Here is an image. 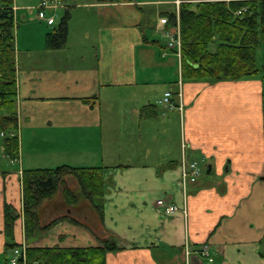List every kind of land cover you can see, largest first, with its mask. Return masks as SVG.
Instances as JSON below:
<instances>
[{"label":"crops","instance_id":"0c3cea01","mask_svg":"<svg viewBox=\"0 0 264 264\" xmlns=\"http://www.w3.org/2000/svg\"><path fill=\"white\" fill-rule=\"evenodd\" d=\"M61 1L43 10L14 0L19 157L0 137V257L6 206L19 213L13 242L25 243L21 172L66 165L103 169L102 216L83 197L61 214L45 201L41 225L62 219L31 245L104 239L120 248L106 264H264V43L257 75L219 82L184 80L166 46L180 4L240 0ZM64 17L66 41L47 49ZM167 91L182 111L158 103ZM183 159L199 163L193 182H183ZM63 186L78 192L70 177ZM159 199L187 215L162 213Z\"/></svg>","mask_w":264,"mask_h":264},{"label":"trees","instance_id":"16d2710c","mask_svg":"<svg viewBox=\"0 0 264 264\" xmlns=\"http://www.w3.org/2000/svg\"><path fill=\"white\" fill-rule=\"evenodd\" d=\"M246 8L237 15L236 12ZM170 23L179 27L181 38V70L184 80L210 82L238 81L257 75L256 48L264 43V0L203 1L182 3L177 16ZM67 37V18L45 37L47 49L63 46ZM216 42V52L209 50ZM17 66L15 44L14 0H0V134L5 153L12 159L19 157V141L13 136L18 130ZM72 177L79 192L64 188V196L71 204L79 197L86 199L102 216V207L95 202L103 196V169L59 166L54 169L23 170L22 216L25 238V259L17 264H106L108 252L120 250L107 240H98L89 247H37L31 245L39 231L50 230L57 219L47 225L40 223L39 209L43 201L51 198L65 178ZM19 213L5 207L4 233L9 239L7 255L21 246L13 242L14 223ZM75 224H79L73 221ZM7 261V259H6Z\"/></svg>","mask_w":264,"mask_h":264},{"label":"built area","instance_id":"2783aa9c","mask_svg":"<svg viewBox=\"0 0 264 264\" xmlns=\"http://www.w3.org/2000/svg\"><path fill=\"white\" fill-rule=\"evenodd\" d=\"M62 5L61 0H40L39 2V9H56ZM246 8H242L241 10L237 11L236 14L240 15L242 12H244ZM166 37L167 40V47L172 49L179 57L181 56V42L179 38V32L174 31V33L167 32L166 31ZM172 93L170 91L165 92L164 96L161 98V100L158 101L160 105H162L166 109H173L177 107L180 111H182V104L179 103V105L175 106L174 103L171 101ZM180 96V94H179ZM16 134H13L15 136ZM0 136H3V134H0ZM181 167V177L184 181H190L193 182L197 179V177L200 174V167L199 163L196 160H192L188 163L182 160V163L180 165ZM157 208L165 214H173V213H181L183 216L187 215V209L186 207H177L172 202H166L162 199H159L156 201ZM202 254L206 255L204 249L201 252ZM208 256V255H206ZM25 259V246L22 245L21 247L15 248L12 250L8 264H17L18 260Z\"/></svg>","mask_w":264,"mask_h":264},{"label":"rangeland","instance_id":"374dc122","mask_svg":"<svg viewBox=\"0 0 264 264\" xmlns=\"http://www.w3.org/2000/svg\"><path fill=\"white\" fill-rule=\"evenodd\" d=\"M38 0H33V2H32V5L35 7L37 4H38ZM18 4H22V5H24V4H27V2H26V0H18ZM57 14H58V18L56 19V24H58L59 23V21H60V19H61V17H62V15H64V9H60L58 12H57ZM16 23H17V21H16ZM172 27V30L173 31H178L179 32V27L177 26H171ZM171 32V33H174V32ZM179 38H180V32H179ZM180 42H181V38H180ZM209 50L211 51V52H216V50H217V43L216 42H214V43H212V44H210V46H209ZM258 54H257V58H258V63H259V65H261V64H264V51H262V50H258V52H257ZM262 68V67H261ZM67 178H69V177H67ZM70 178H72V177H70ZM66 179V178H65ZM74 181H75V179L74 178H72ZM77 187H78V192H79V186H78V184H77ZM65 187L64 186H58V188H57V191L55 192V194L51 197V198H49L48 200H45V201H48V203H49V201H51L52 200V203H53V205L52 206H50L49 207V209H48V215H51L52 213L53 214H56L57 212H58V210H60V213L59 214H61V212H62V205H65V204H68V202L69 201H67V197H65L64 196V191H63V189H64ZM77 192V193H78ZM54 197H58V198H60V200H62V202L61 201H59V202H57V200H53V198ZM55 199V198H54ZM45 201H43V202H45ZM60 204H62V205H60ZM42 205V204H41ZM61 206V207H60ZM94 212H95V214L98 216V213L94 210ZM44 214V213H43ZM42 214V215H43ZM45 216V215H44ZM41 217V216H40ZM61 217H58L57 218V223L58 222H60L61 221ZM40 222H41V219H40ZM48 231V230H47ZM47 231H44V232H47ZM5 258L6 259H8V256H5ZM0 264H6V261H5V259H4V256H1L0 257Z\"/></svg>","mask_w":264,"mask_h":264}]
</instances>
